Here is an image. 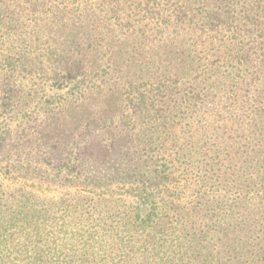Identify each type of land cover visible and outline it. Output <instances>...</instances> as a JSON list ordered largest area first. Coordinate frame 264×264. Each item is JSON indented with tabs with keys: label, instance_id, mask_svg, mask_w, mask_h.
<instances>
[{
	"label": "trees",
	"instance_id": "1",
	"mask_svg": "<svg viewBox=\"0 0 264 264\" xmlns=\"http://www.w3.org/2000/svg\"><path fill=\"white\" fill-rule=\"evenodd\" d=\"M0 176V264H264V0H0Z\"/></svg>",
	"mask_w": 264,
	"mask_h": 264
},
{
	"label": "rangeland",
	"instance_id": "2",
	"mask_svg": "<svg viewBox=\"0 0 264 264\" xmlns=\"http://www.w3.org/2000/svg\"><path fill=\"white\" fill-rule=\"evenodd\" d=\"M72 85L73 84L69 81H53L49 83L47 87V98L51 99L56 95L65 93ZM0 182L4 183L7 186L22 185L28 190L34 191L43 197L57 198L62 194L59 189H55L54 187H50L45 184H40L36 182L18 181L14 177L10 178L9 176H0ZM116 192L118 193L119 191ZM120 194H123V196H131V191L130 189L121 190Z\"/></svg>",
	"mask_w": 264,
	"mask_h": 264
}]
</instances>
